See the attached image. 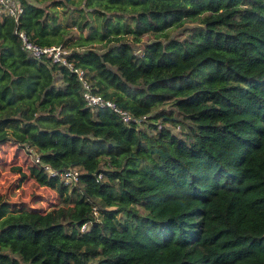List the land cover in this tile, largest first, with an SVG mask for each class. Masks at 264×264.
Returning a JSON list of instances; mask_svg holds the SVG:
<instances>
[{"label":"trees","instance_id":"trees-1","mask_svg":"<svg viewBox=\"0 0 264 264\" xmlns=\"http://www.w3.org/2000/svg\"><path fill=\"white\" fill-rule=\"evenodd\" d=\"M17 1V19L0 4V144L78 177L57 219L0 192V264H264V0ZM18 30L146 119L87 105Z\"/></svg>","mask_w":264,"mask_h":264},{"label":"rangeland","instance_id":"rangeland-1","mask_svg":"<svg viewBox=\"0 0 264 264\" xmlns=\"http://www.w3.org/2000/svg\"><path fill=\"white\" fill-rule=\"evenodd\" d=\"M33 1L36 2V0ZM51 1L53 0H44L41 4ZM66 4L69 6L68 9L73 7V3ZM62 7L57 6L60 18L63 12ZM76 13L77 11H73V14ZM145 39L147 35H143L142 40ZM35 156L36 152L33 149L27 152L24 147L12 141L0 144V192L14 208L39 209L57 219L59 210L65 209L69 203L64 200V197L70 192L71 180H63L65 182L62 188L59 182H39L35 178L36 168H33L37 167Z\"/></svg>","mask_w":264,"mask_h":264},{"label":"built area","instance_id":"built-area-1","mask_svg":"<svg viewBox=\"0 0 264 264\" xmlns=\"http://www.w3.org/2000/svg\"><path fill=\"white\" fill-rule=\"evenodd\" d=\"M0 4L9 15L14 17V19H17L20 12L22 11V6L17 0H0ZM17 32L20 38L21 48L28 54L36 58H48L51 62L65 65L68 67V69L76 73L77 78L82 86L83 98L87 105L95 107H108L125 123L136 122L139 124L146 119V114L135 115L128 109L118 105L113 99L104 97L101 93L94 92L90 85L89 79L85 74V71L82 68L74 66L73 63L67 59L66 55L68 50L61 44L39 45L33 41L25 31L18 30ZM34 159L35 162L40 163L51 176H59L63 180L71 181L76 180L78 177L76 167H68L66 169L57 170L51 167L49 164L40 161L38 155H36ZM97 176L100 178L102 177V174L98 173ZM84 227L85 223L81 225V229Z\"/></svg>","mask_w":264,"mask_h":264}]
</instances>
